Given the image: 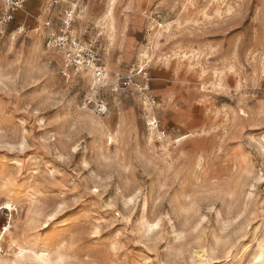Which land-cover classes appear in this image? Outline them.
Masks as SVG:
<instances>
[{
    "label": "rangeland",
    "instance_id": "374dc122",
    "mask_svg": "<svg viewBox=\"0 0 264 264\" xmlns=\"http://www.w3.org/2000/svg\"><path fill=\"white\" fill-rule=\"evenodd\" d=\"M19 1L0 264H264V0Z\"/></svg>",
    "mask_w": 264,
    "mask_h": 264
},
{
    "label": "built area",
    "instance_id": "2783aa9c",
    "mask_svg": "<svg viewBox=\"0 0 264 264\" xmlns=\"http://www.w3.org/2000/svg\"><path fill=\"white\" fill-rule=\"evenodd\" d=\"M5 3L9 10H16L21 6V1L19 0H5ZM60 45L64 46V42L62 44H59L58 46ZM67 58L77 69L86 67V69H90L93 75L94 85L90 88V93L85 97L84 105L86 107L93 108L94 112L99 116L105 115L107 112V107L100 99L101 84L105 78V72L100 67H90V65H88V61L84 60L80 52L79 55H71L70 53H68ZM145 89H147V87Z\"/></svg>",
    "mask_w": 264,
    "mask_h": 264
},
{
    "label": "bare ground",
    "instance_id": "6f19581e",
    "mask_svg": "<svg viewBox=\"0 0 264 264\" xmlns=\"http://www.w3.org/2000/svg\"><path fill=\"white\" fill-rule=\"evenodd\" d=\"M144 56V55H143ZM261 256H264V246H262L261 247V249H260V253H259V258L261 257ZM42 261V260H41ZM39 263V262H38ZM42 263V262H41Z\"/></svg>",
    "mask_w": 264,
    "mask_h": 264
}]
</instances>
